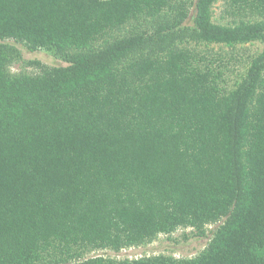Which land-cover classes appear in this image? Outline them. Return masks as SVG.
<instances>
[{"label":"trees","instance_id":"16d2710c","mask_svg":"<svg viewBox=\"0 0 264 264\" xmlns=\"http://www.w3.org/2000/svg\"><path fill=\"white\" fill-rule=\"evenodd\" d=\"M216 1L0 0V264H264V49L231 81L178 42L264 39V0ZM209 224L191 258L88 256Z\"/></svg>","mask_w":264,"mask_h":264},{"label":"rangeland","instance_id":"374dc122","mask_svg":"<svg viewBox=\"0 0 264 264\" xmlns=\"http://www.w3.org/2000/svg\"><path fill=\"white\" fill-rule=\"evenodd\" d=\"M225 0H217L213 7L212 19L215 21L226 22L229 17L224 16ZM194 15V8L192 9V15ZM188 19L187 23L192 22V18ZM180 45H189L197 48L200 51L212 49L216 54L227 53L224 63L229 66V70L226 75L231 77V81L243 75L251 63V58L256 56L264 49V39L259 38L246 43H238L235 46H229L225 44L212 43L210 45L195 42L190 36H185L182 41H178ZM21 52V58L15 61L10 69L12 72H21L23 70L27 72H37L38 67L30 65V60H40L47 65H66V62L57 58L51 52L40 49L37 51L29 50L23 44H17L11 41ZM188 43V44H187ZM229 54H233V58H228ZM231 56V55H230ZM216 224H209L206 228V234L204 236H193L194 229L192 228H179L175 232L170 234H159L152 242L142 245L130 246L115 251L110 248L95 249L91 251L88 256H103L111 259H136L145 256H153L160 254L172 255L177 258H191L200 254L204 248L210 242L213 236V230L216 228Z\"/></svg>","mask_w":264,"mask_h":264}]
</instances>
